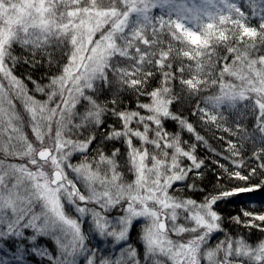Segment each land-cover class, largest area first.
Wrapping results in <instances>:
<instances>
[{
	"label": "snow or ice",
	"instance_id": "6c2138e0",
	"mask_svg": "<svg viewBox=\"0 0 264 264\" xmlns=\"http://www.w3.org/2000/svg\"><path fill=\"white\" fill-rule=\"evenodd\" d=\"M220 2L227 4L228 0ZM57 3L58 0H0V153L26 160V163L6 164L0 159V264H34L30 256L39 264H264V239L252 244L241 234L234 237L224 230L223 217L217 210L221 203L232 202V197L264 189V182L248 187L229 186L234 179L251 180L257 175V167L244 175L239 170L231 171L219 165L229 183L218 175V183L211 191L195 183L185 185L191 174L202 177L199 170L204 161L196 155L197 145L184 141L181 133L186 130L197 142L207 144V141L195 131L192 123L171 111L170 106L182 99L180 93L174 91L173 81L179 79L181 91L196 92L200 91V81L186 78L183 64L179 74H174L171 45L168 50L161 48L157 54L148 38L141 39L142 29L129 30L125 20L114 23L107 33L99 22L91 30L89 40L95 46L93 54L87 58L89 63L78 62L76 49L70 55L65 53L66 63L61 64L50 51L53 41L59 40L53 35L56 20L49 17ZM140 3L146 7L138 16L137 24L143 22L142 28L146 29L152 23L147 14L149 4L152 8L168 9L169 17L175 11L176 30L194 47H219L211 43L213 38H218L228 54L234 56L237 48L228 42L233 32L231 25L239 29V43L245 38L255 41L264 34V0H247L251 5L250 15L237 3L234 9L238 16L222 18L218 34L206 35L186 26L184 21L197 27L202 17L211 21L214 14L207 7L189 8L188 0H180V6L175 8L172 6L177 0H140ZM215 3L216 0H201L205 6ZM8 9L17 16L14 24L5 15ZM254 18L259 19L258 28L250 24ZM163 26L161 17L159 27ZM207 26L216 28L212 23ZM152 33L151 43H159L156 37L163 32L152 27ZM140 43L146 48H140ZM14 44L31 53V58L24 60L31 67L40 64L43 57H47L50 70L55 65V71L46 74L48 83H41L29 74L27 80L34 85L29 89L15 74L20 58L13 54ZM205 55L211 61V53ZM221 59L225 67L221 69L220 81H216L220 83V95L206 99V107L197 104L193 114L219 127L222 114L208 111V105L213 110L222 105L236 109L238 100L255 97L252 105L253 111H258L255 130L262 134L260 140L264 145V74L257 71L255 79L248 80L230 71L229 56ZM237 59H232L231 64L235 65ZM123 60L132 63L122 65L119 61ZM146 64L149 67L145 68ZM259 64H264V57L252 61V65ZM157 72L162 77L160 86L148 91L149 82ZM225 73L236 76L241 84L221 82ZM113 80L119 84L118 91L128 90L137 95L136 110L119 109L116 99L112 100V108L98 102L94 96L101 90L98 85L111 87ZM34 93L45 99L37 98ZM12 95L22 102L30 116L35 143L23 132L22 123L18 126L21 118L10 98ZM140 96L146 97L148 102L140 101ZM81 102H86V107L83 113H78L76 109ZM108 113L120 126L109 125L110 131L104 140L122 141L125 152L114 148L109 155L101 141L94 149L95 156L89 160L88 153L96 140L95 131L83 139L79 136L73 139L69 134L99 128ZM168 119L176 121L180 131H167L164 121ZM223 130L238 135L229 128ZM5 135L7 141L3 139ZM250 138L251 134L246 132L240 137L241 141ZM227 151L232 157L240 154L238 146L231 141ZM76 154L83 159L74 164L72 158ZM121 155L125 156L124 164L119 162ZM253 155L264 176V146ZM223 158L230 159L229 156ZM185 160L189 162L187 165ZM232 163L240 167L237 161ZM125 166L134 177L131 181L126 180L121 171ZM177 184L201 193L202 199L175 195L173 189ZM175 190L183 191V188ZM250 207L253 210L241 208L240 214L229 220L264 233V211H256L254 203ZM114 211L118 214L110 216ZM180 219L185 223H179ZM137 225H141L139 239L144 246L143 258L139 249L129 242ZM218 232H224V238L213 247L210 240ZM41 239L51 240L56 252L40 244ZM93 239L95 246L89 244ZM104 248L111 249L108 255H104Z\"/></svg>",
	"mask_w": 264,
	"mask_h": 264
},
{
	"label": "trees",
	"instance_id": "16d2710c",
	"mask_svg": "<svg viewBox=\"0 0 264 264\" xmlns=\"http://www.w3.org/2000/svg\"><path fill=\"white\" fill-rule=\"evenodd\" d=\"M240 7V9L243 11L245 8H247L248 13H250L251 5L248 4L247 1L241 3ZM250 24L258 28L259 19H252ZM233 37L235 38L233 39ZM228 42L233 47L237 48L234 56H230L228 54V49L224 47L223 44H221L219 39H213L211 41L212 45L220 46L215 48H203L202 51L199 50L201 56V59L199 58L198 60L199 63L193 62L192 60L195 59L192 57H182V55H189L195 51L192 46L187 45L184 41L181 42L183 43L182 47H171V62L174 65L172 71L174 74H179V67L181 64H183L185 65L183 69L185 77L193 78L194 80L199 79L200 81V85L198 86L200 88L199 92L188 89L181 91L182 86L179 79L173 81L174 91L176 93H180L182 99L170 106L171 111L192 123L195 131L203 136L207 141V144L197 142L194 135L188 133L186 130L181 133L182 139L184 141H188L189 144L194 143L197 145L196 155L199 159L204 161V165L199 170L202 173V177H197L195 174H191L189 179L185 182V185L195 183L198 187L204 188L207 191H211L217 185L218 175L224 176V182L226 184L229 183L226 174L219 166L221 164L225 165L231 171L239 170L244 175H248L253 167H257L258 169L257 175L251 180L243 181L234 179L230 182L229 186L248 187L259 185L264 182V176L261 175V170L258 168L259 162L256 161L253 155L254 152L259 150L260 147L264 146L260 140L262 134L255 130L256 115H258V111H253V100H243L242 102H237L236 109L222 108V112H215L214 114H222V120L219 127L217 124L212 122L205 123L199 118L198 115L193 114L197 104H199L200 107H206L205 100L208 94L215 93L217 90H220V83L216 81H220L221 69L225 67L224 60L221 59V57L229 56V69L233 72H235L238 67L243 69L245 67L243 66L244 61L246 62V60L251 61L255 58L260 59L261 57H264V34H262L260 38L255 39V41L245 38L243 43H239V29H237L233 30V32L229 34ZM253 43H255L254 47ZM50 51H53L55 58L60 60V62L64 60L63 56L59 54L57 49L51 48ZM208 52L211 53V61H209L208 56L205 55V53ZM13 54L20 58V62L15 67V74L24 80L29 89H32L33 87L32 84L27 80V76L29 74L33 79L46 84V74H49L50 71H55V65H53L51 70L49 69L47 65V57H43L42 62L33 68L29 64L24 63L25 58H31V53L29 51L13 48ZM157 54H159V52ZM237 57V63L232 65L231 60ZM37 59L39 60L41 58L37 57ZM189 65L191 66L190 68ZM153 71H155V69H153ZM196 77L198 79H196ZM161 79L162 77L160 73L157 72L149 82L148 91L159 87ZM221 82L232 83L234 85L237 84L234 76L230 75L229 73L224 74L223 81ZM98 87L101 90L96 94L95 98L98 100V102L106 103L108 108H112L114 106L112 104V100L116 99L118 101V107L121 110L137 109V95L128 90L118 91L119 84L115 80H113L111 87H104L102 85H98ZM190 91L192 92V95H189ZM139 100L148 102L147 98L144 96H140ZM207 108H210V106H207ZM103 120V125L100 126L95 132L96 140L94 145L96 142H99L101 139H103L102 136L107 134L108 130H110L109 125H115L116 127L120 126L116 118L110 113L106 114L103 117ZM164 126L170 133L180 131L178 123L171 119L165 120ZM224 128H229L233 133H238V135H231L229 132L224 131ZM245 132L251 134V138L241 141L240 137L243 136ZM221 137H223V139ZM229 141L235 143L238 146L240 150L239 155L232 157L231 153L227 151ZM185 147H187V145H185ZM217 153H219V155ZM224 156H229L230 159H224ZM233 160L237 161V163H240L239 168H237L236 165L232 163ZM216 161H219V164L216 163ZM187 164L188 162L185 163V165ZM179 188H183V191L177 192L182 197H191L197 201L202 199V194L199 192L190 191L184 185H181ZM231 201L232 202L221 203L217 210L223 217L222 226L224 230L233 234L235 231L242 232L243 230L238 229L237 224L231 222L229 217L240 214L241 208H249V210H253L250 207V205L253 203L256 205V211H264V189L252 193H242L239 196L232 197ZM243 229L244 232L247 233L250 240L254 239L255 241H259L264 239V233L258 231L257 229L253 228L249 230L248 228L244 227ZM45 244L52 251L54 250L50 242H45ZM29 259L32 260L34 264H39L35 257L30 256Z\"/></svg>",
	"mask_w": 264,
	"mask_h": 264
},
{
	"label": "rangeland",
	"instance_id": "374dc122",
	"mask_svg": "<svg viewBox=\"0 0 264 264\" xmlns=\"http://www.w3.org/2000/svg\"><path fill=\"white\" fill-rule=\"evenodd\" d=\"M247 0H228L227 4L221 3L220 0H216L215 5H202L201 0H188L187 7L191 8L193 6L195 7H207L208 11L212 12L214 14L213 19L209 21L207 17H202V20L198 23L200 24L199 27H197L196 24H189L188 21H184L186 26L192 27L194 31H197L201 34H209V33H217L222 27L221 20L227 19L229 15H231L233 18L238 16V13L234 9V5L238 3V7H240L241 3L246 2ZM180 6V0H177V4L172 6L173 8ZM146 7L145 4L140 3V0H63V2H59L55 6V11L49 13V17L56 20V23L54 24V33L53 35L59 37L58 41H53V47L59 51V54L63 56L64 60L61 62V64L66 63V54H71L74 50L78 49L76 52L77 60L80 62L81 60L83 63H89L88 57L91 56L92 53V47L95 46L94 42L90 43L89 37L92 35V29H95L97 27V24L99 22L100 26L104 28L105 33L109 32L113 28L114 23H118L120 20H125L127 27L129 30L132 29H142L143 36L141 39L148 38L149 43L151 45V48L155 52H159L161 48L168 50L169 45L171 47L177 46L182 47L183 43L185 42L187 45L192 46L195 51L189 55H182V57H192L195 60H192L193 62L199 63L200 51L203 50L204 47L202 46H193V44L187 40V37H185L182 33L178 32L175 28V24L177 21V16L175 11L171 13V17H169L168 9H161L159 7L152 8L151 5H147V7L150 9V11L147 13L152 18V23L145 29L142 28V23L137 24L136 20L139 15H141L142 10ZM218 9L222 11H218ZM229 9H232L231 12H229ZM245 13H248V9H244ZM6 17L9 19L11 23H16L17 16L15 12L12 9H8L5 13ZM250 15V13H249ZM163 17L164 26L161 29L159 27V21L160 18ZM111 21V23H109ZM26 23H30V21H26ZM212 23L216 25L215 29L208 28V24ZM152 27L157 28V32H163L162 35H158L156 38L159 41V43H151V37L153 35L152 33ZM233 30H237L235 25H231ZM18 30V29H17ZM127 34V33H126ZM218 39V38H213ZM212 39V40H213ZM75 40V45L73 44V41ZM140 48H146V45L144 43L139 44ZM13 48H19L21 50L26 51L24 48H22L18 44H14ZM200 50V51H199ZM133 56L136 54L135 48L132 50ZM255 61H259V59H254ZM244 61L245 66L243 69H240L238 67L235 71L238 72L242 76L248 77V80H253L256 77V72L260 71L262 74H264V64L259 65H252V61ZM60 61V60H59ZM122 65H128L131 64V60H123L119 61ZM116 62H114L115 64ZM250 65H252L250 67ZM149 67V65H145V68ZM242 70V71H241ZM241 71V72H240ZM196 79H198L196 77ZM234 79L236 80L237 84L240 85L241 80H239L236 76H234ZM199 80V79H198ZM46 83H48V80H46ZM248 81H244V84L247 86ZM32 89L34 88V85H32ZM34 95L43 100L45 97L41 96L39 93H34ZM220 95V90L216 91L215 93H210L206 96V99L213 98L215 96ZM96 96V94H94ZM13 100V103L15 105L16 111L20 115V122H18V126L20 123L23 125V132L27 135L30 141L35 143L34 135L31 131L30 126V116L26 112L22 102L19 99H16L14 95L10 97ZM255 97H253L254 101ZM243 100H238V102H242ZM239 104V103H238ZM5 106L7 107V104L5 103ZM55 106V105H53ZM210 106V105H208ZM86 107V102H81L78 106L76 111L78 113H83ZM222 108H228L227 106H221L218 110H213L210 106V108H207L208 111L215 112H222ZM229 109V108H228ZM169 120V119H168ZM76 122H79L78 118H76ZM98 128L90 129L86 128L82 130V134L77 133H70L69 135L72 136L73 139H76L78 136L80 139H83L87 137L92 131H97ZM10 131V130H9ZM110 131V130H108ZM108 133V132H107ZM107 134L103 135L99 142H96V144L92 146L93 150L88 153V159L91 160L95 156V147L99 144H101V141H103V148L104 151L107 152V154L111 155V152L114 148H120L121 152H125V146L122 141H107L104 140V137ZM5 141H7V135L3 138ZM105 142V143H104ZM138 143V142H137ZM0 159L5 160V163H26L25 161H21L18 157L15 156H5L3 153H0ZM83 159V156L80 154H76L72 158V163H78ZM119 162L121 164H124L125 162V156L121 155V157L118 158ZM188 161H184L186 163ZM189 163V162H188ZM121 171L124 173L126 180L131 181L134 179L131 172L128 171L127 166L122 167ZM181 185L177 184L174 186L173 192L175 195L182 197L178 191L175 189L179 188ZM39 211V207L36 209ZM75 215V213H72ZM117 212H112L109 215L114 216L117 215ZM179 223L183 224L185 221L183 219L179 220ZM259 223V222H257ZM88 224L85 223L84 228L87 229ZM238 229H242L243 231H235L232 234L234 237L238 234L245 235V238L248 239V241L252 244H256L258 241H255L254 239H249L247 233L244 232V229L242 226L237 225ZM250 230V229H249ZM141 235V225H137L135 230L131 233L130 243H132L134 246H136L141 254V258H143V252H144V246L141 243L139 237ZM172 235L173 239H177V237ZM187 238V236L185 237ZM224 238V232H218L213 235V237L210 240L211 246H215L221 239ZM46 240V241H45ZM45 242H50L54 248L53 253L56 252V248L51 240L48 239H41L40 244H45ZM89 244L92 246H95L94 239L89 241ZM104 255H108L111 251L110 248H104L102 249ZM99 254V253H98ZM2 255V254H0ZM164 259V258H161Z\"/></svg>",
	"mask_w": 264,
	"mask_h": 264
}]
</instances>
